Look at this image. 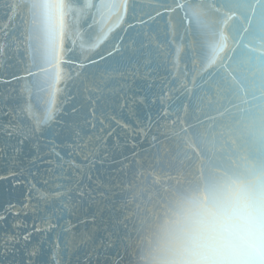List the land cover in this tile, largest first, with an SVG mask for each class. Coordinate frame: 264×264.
<instances>
[{"label": "water", "instance_id": "obj_1", "mask_svg": "<svg viewBox=\"0 0 264 264\" xmlns=\"http://www.w3.org/2000/svg\"><path fill=\"white\" fill-rule=\"evenodd\" d=\"M30 2L0 0V264H264V0H128L107 39Z\"/></svg>", "mask_w": 264, "mask_h": 264}, {"label": "snow or ice", "instance_id": "obj_2", "mask_svg": "<svg viewBox=\"0 0 264 264\" xmlns=\"http://www.w3.org/2000/svg\"><path fill=\"white\" fill-rule=\"evenodd\" d=\"M25 7H30L32 10H36L38 8H51L53 5L48 3H41L39 0H31L30 3H26ZM10 8L15 11L16 8L20 7L19 4L10 5ZM55 7L61 12L62 15L67 14L71 15L73 21L76 25H79L81 19L87 18L91 20V23L88 25L89 28H97L101 32L104 33L102 39H107L108 33L114 31L115 24L109 26V23L112 21V17H116V22L118 23L123 15L128 10V0H85L82 5H79L74 2L64 3L61 2ZM87 10V11H86ZM86 13V15H85ZM150 15V14H149ZM13 17H9V22L13 21ZM106 29V30H105ZM5 38H7V31H5ZM76 41L72 40L73 48L66 49L65 52H70L74 49ZM57 39H56V31L54 28L49 27L48 30V38H47V46L44 51L43 59L47 65H51L55 67L57 64V51H56ZM97 45H93L96 47ZM119 49L117 48V51ZM4 51V46L0 45V54ZM31 51V49H30ZM111 55V53H109ZM41 67L42 70L46 73V76L43 80L39 81L40 86H44L45 84L51 82L52 78V71H50L47 67L43 65H37ZM27 74L30 76H36L37 73L32 69L29 68L26 70ZM20 79V77H16ZM29 112L31 111L30 108L28 109ZM52 119L51 113H47L45 115V120ZM40 121L37 120V124Z\"/></svg>", "mask_w": 264, "mask_h": 264}]
</instances>
